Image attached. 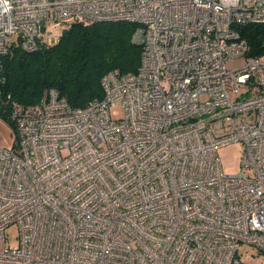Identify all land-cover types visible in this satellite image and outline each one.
<instances>
[{"label":"built area","instance_id":"obj_1","mask_svg":"<svg viewBox=\"0 0 264 264\" xmlns=\"http://www.w3.org/2000/svg\"><path fill=\"white\" fill-rule=\"evenodd\" d=\"M69 19L134 22L140 66L107 71L82 107L53 88L36 104L7 95L0 264H242V243L264 254V53L239 31L264 24V0H0V69L12 44L35 51L59 36L46 23ZM233 142L231 174L217 149Z\"/></svg>","mask_w":264,"mask_h":264},{"label":"trees","instance_id":"obj_2","mask_svg":"<svg viewBox=\"0 0 264 264\" xmlns=\"http://www.w3.org/2000/svg\"><path fill=\"white\" fill-rule=\"evenodd\" d=\"M136 28L132 21H72L55 41L41 37L35 51L12 44L2 56L0 117L9 119L7 95L36 104L42 91L53 88L79 107L102 97L101 78L107 71L132 74L140 66L141 47L132 40ZM239 31L249 55L264 53V24L242 25Z\"/></svg>","mask_w":264,"mask_h":264},{"label":"rangeland","instance_id":"obj_3","mask_svg":"<svg viewBox=\"0 0 264 264\" xmlns=\"http://www.w3.org/2000/svg\"><path fill=\"white\" fill-rule=\"evenodd\" d=\"M72 19L67 21H60L58 23H46L43 32L52 31L54 35H59L64 28H67L72 22ZM52 24V25H51ZM244 63L243 57L229 61L228 68H235ZM245 87L242 88V91ZM113 117H119L121 111L118 108L111 109ZM14 125L9 119L0 117V147L12 148L16 141V131ZM244 145L241 142H233L226 145H221L217 149V158H219L222 170L226 173H237L240 171V164L242 160ZM7 242L11 246H16L18 243V228L15 224L10 225L6 229ZM238 255L243 264H262L264 263V254H259L255 247L246 243H242L238 250Z\"/></svg>","mask_w":264,"mask_h":264}]
</instances>
